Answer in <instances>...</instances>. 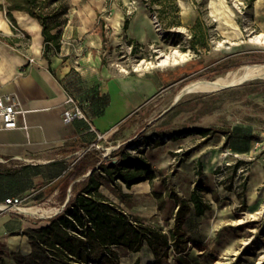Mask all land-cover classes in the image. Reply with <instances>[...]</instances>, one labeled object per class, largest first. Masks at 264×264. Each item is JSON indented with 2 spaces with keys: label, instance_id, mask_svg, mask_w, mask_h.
Listing matches in <instances>:
<instances>
[{
  "label": "rangeland",
  "instance_id": "374dc122",
  "mask_svg": "<svg viewBox=\"0 0 264 264\" xmlns=\"http://www.w3.org/2000/svg\"><path fill=\"white\" fill-rule=\"evenodd\" d=\"M82 2L107 6L105 12L98 14L96 26L102 37L99 49L102 65L126 77L156 78L151 80V87L146 91L148 95L154 94L159 84L161 86V90L128 120L122 130L99 143L101 149L96 150L102 159L107 153L105 149H110L107 159L102 162L105 165L118 162L120 149L132 155H139L138 152L143 150V156L160 173L153 183L145 182L125 189L131 196V212L167 230L175 212V206L168 199L171 191L189 198L195 183L202 178L217 198L207 196L213 210L195 224L197 234L194 239L202 248L192 246L190 256L182 261L172 251L161 264H264V182L254 193H247L248 203L252 202L253 194L258 198L257 206H252H256L255 209L252 210L247 202L243 204L238 196L244 179L251 183L252 169L257 165L264 166V76L212 93H186L172 107L176 97L190 84L214 81L244 67L264 66V42L255 40L257 36H264V0H162L151 3L148 8L156 40L144 43L134 41L125 28L135 14L128 16L127 6L124 19L120 22L113 19L109 7L122 6V0ZM63 3L69 9L76 1L64 0ZM155 16L160 22L158 28L153 22ZM196 22L200 27L194 38ZM196 39L195 50L192 40ZM133 41L134 46L130 43ZM172 51L186 55V61L167 68L144 69L147 64H157L160 55ZM105 87L113 96L109 119L117 117L120 123L131 109L117 95L113 82L106 81ZM236 127L251 129L256 137L249 154H237L226 143L229 136L233 139L232 132ZM199 128L210 130L212 138L206 140L196 134ZM237 140L239 143L240 139ZM238 161L246 164L233 174V166ZM198 172L203 176L200 177ZM230 186L232 190H228ZM59 188L60 185H54L46 189L49 198L42 204H26V198L19 210L0 205V256L9 254L15 245L26 254V246L16 233L1 234L6 219L21 220L26 229L54 217L66 204L61 205ZM156 194L165 201L164 208H160ZM23 208L40 212L27 215L22 212ZM155 263V257L146 247L140 253L120 254L118 264Z\"/></svg>",
  "mask_w": 264,
  "mask_h": 264
},
{
  "label": "trees",
  "instance_id": "16d2710c",
  "mask_svg": "<svg viewBox=\"0 0 264 264\" xmlns=\"http://www.w3.org/2000/svg\"><path fill=\"white\" fill-rule=\"evenodd\" d=\"M63 2L64 0H5V5L1 8H4L15 34L18 24L14 11L25 12L40 24L44 37L43 55L48 58L60 50L61 31L68 14V8ZM161 2L162 0H151L153 4ZM199 27V22L193 26L194 38H197L195 34ZM24 39L16 37L4 41L12 46L21 43L25 47L29 46L30 36L24 34ZM130 43L134 46V41ZM192 43V48L196 50L197 39L192 40ZM195 133L206 140L212 138V132L208 129L199 128ZM232 133L241 139L240 145L233 147L234 152L249 154L256 138L253 131L236 127ZM229 141L230 136L226 143L229 144ZM138 153L139 155H132L125 149H120L118 162L105 165L100 164V154L97 151L87 152L73 165L53 163L46 172L37 166L17 170L0 164V205H4L7 200L23 199L27 195L30 197L26 204H42L47 198L45 186L58 177L64 178L59 188L61 205L69 199L64 210L56 216L15 232L27 238L31 252L28 255L18 252L0 256V264H8L10 261L14 264H118L120 254L140 253L146 247L155 257V264H161L172 251L182 261L190 256L192 246L201 249L202 245L194 239L197 234L195 224L213 210L207 196L216 198L214 190L201 178L195 183L189 198L171 191L168 199L175 206V212L170 218L172 224L164 230L151 220H145L139 214L131 212L129 207L131 196L125 189L130 190L134 185L145 182L153 183L160 174L143 156V150ZM245 164L244 161H238L233 166V174ZM89 171L91 173L81 179ZM41 172L48 179L45 183L36 184L34 179ZM198 175L201 177L203 173L198 172ZM247 181L245 178L241 185L242 192L238 194L243 204L246 203ZM70 186L71 191L68 193ZM228 190H232V187H228ZM156 198L160 200V208H164L162 196L156 194Z\"/></svg>",
  "mask_w": 264,
  "mask_h": 264
},
{
  "label": "crops",
  "instance_id": "0c3cea01",
  "mask_svg": "<svg viewBox=\"0 0 264 264\" xmlns=\"http://www.w3.org/2000/svg\"><path fill=\"white\" fill-rule=\"evenodd\" d=\"M75 1L68 9L67 22L61 31L60 50L46 58L43 55L44 37L40 24L27 13L14 11L18 24L15 34L4 8H1L4 7L5 0H0V95H14L23 111L18 116V129L0 131V164L6 168L20 170L23 167L37 166L46 172L53 163L75 164L87 153V147L97 143V134L115 135L161 90L159 84L156 92L148 95L146 91L151 87V80L156 78L142 79L135 75L126 77L102 65L99 56L102 37L96 26L98 14L105 12L107 6ZM122 1V6L114 4L109 7L113 11V19L118 22L125 18V8L131 0ZM152 24L149 8L142 3L125 28L132 34L134 41L151 42L156 40ZM31 25H35V29ZM24 34L31 38L27 47L23 43L12 46L4 41L16 37L25 40ZM106 81L114 83L117 95L131 109L130 114L120 123L117 117L109 119L113 96L109 88L105 87ZM69 97H74L78 102L86 120L76 119L70 124H64V113L72 108L67 103ZM240 141L238 143L234 136L229 141L230 148L238 147ZM90 173L91 171L81 179ZM42 174L43 172L34 179L36 184L47 181L48 177ZM251 175V183L247 181L245 193L250 207L258 204V198L253 193L264 182V166L257 165V168L252 169ZM63 180V177L55 178L45 188L59 186ZM249 191L253 192L250 203L247 195ZM55 193L57 195V190ZM29 197L27 195L23 199ZM48 198L47 195L46 200ZM4 224L1 234L24 229L21 220L8 218ZM18 236L27 245L26 254L20 252L18 246L10 248L8 253L28 255L31 248L27 238Z\"/></svg>",
  "mask_w": 264,
  "mask_h": 264
},
{
  "label": "built area",
  "instance_id": "2783aa9c",
  "mask_svg": "<svg viewBox=\"0 0 264 264\" xmlns=\"http://www.w3.org/2000/svg\"><path fill=\"white\" fill-rule=\"evenodd\" d=\"M142 3L149 7L151 4V0H131L127 5L128 16L133 15L138 6ZM153 22L157 28L160 26V22L157 16L154 17ZM30 61L33 62V60ZM67 103L72 105V108L65 111L63 118L64 124H70L76 119L86 120L85 114L81 110L80 105L78 104V102H76L74 97H69ZM21 114H23V111L20 108L18 99L14 95H0V131L18 129V116ZM111 135L110 133L97 134V143L90 147L87 152L100 150L101 148L99 143H101L102 141H107ZM105 151L107 153L103 154L101 163L107 159V155H109L110 149H105ZM22 202L23 199H11L7 200L4 206L8 208L13 207L14 209L19 210V206Z\"/></svg>",
  "mask_w": 264,
  "mask_h": 264
},
{
  "label": "bare ground",
  "instance_id": "6f19581e",
  "mask_svg": "<svg viewBox=\"0 0 264 264\" xmlns=\"http://www.w3.org/2000/svg\"><path fill=\"white\" fill-rule=\"evenodd\" d=\"M31 27H32V29H35L36 26L31 25ZM255 40L258 42H264V36H257L255 38ZM160 56H161V58L157 64H147V66L144 69H148V67H149L150 70L151 69L154 70V69H161V68L177 66L181 63L183 64V62L186 61V57H187L186 55H184L178 51H172L168 55L162 54ZM136 70H138V69H136ZM261 76H264V66H249V67L241 68L238 71L233 72V73L230 72V74H228L227 76L217 78L214 81L201 80V81L195 82L193 84L188 85L184 89V91H186L187 93H190V92H203V93L211 92L212 93V92L220 90L224 87H228L231 85H238V84H240L242 82H246L250 79H254V78H258V77L261 78ZM177 98H178V96L176 97V99ZM0 208L2 209V207H0ZM22 212L27 214V215H37L40 211L37 209H24L23 208ZM15 246H17V245H15Z\"/></svg>",
  "mask_w": 264,
  "mask_h": 264
},
{
  "label": "water",
  "instance_id": "95a60500",
  "mask_svg": "<svg viewBox=\"0 0 264 264\" xmlns=\"http://www.w3.org/2000/svg\"><path fill=\"white\" fill-rule=\"evenodd\" d=\"M245 82H242V83H240V84H238V85H231V86H228V87H224V88H222V89H225V88H230V87H235V86H240V85H243ZM187 92L186 91H183L182 93H181V95H179L178 96V98L175 100V102H174V104L172 105V107H174L180 100H181V98L186 94ZM171 107V108H172ZM68 202V201H67ZM67 202H66V204H67ZM66 204L64 205V207L66 206ZM57 214H59V212L58 213H56V215ZM55 215V216H56Z\"/></svg>",
  "mask_w": 264,
  "mask_h": 264
}]
</instances>
